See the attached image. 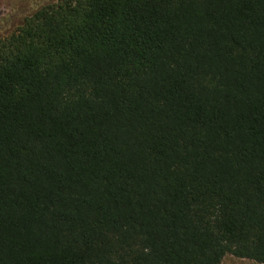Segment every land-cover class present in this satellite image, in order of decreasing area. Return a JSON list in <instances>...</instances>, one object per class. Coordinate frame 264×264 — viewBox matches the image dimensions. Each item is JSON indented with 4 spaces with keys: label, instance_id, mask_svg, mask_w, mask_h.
I'll list each match as a JSON object with an SVG mask.
<instances>
[{
    "label": "trees",
    "instance_id": "trees-1",
    "mask_svg": "<svg viewBox=\"0 0 264 264\" xmlns=\"http://www.w3.org/2000/svg\"><path fill=\"white\" fill-rule=\"evenodd\" d=\"M264 264V0H58L0 38V264Z\"/></svg>",
    "mask_w": 264,
    "mask_h": 264
},
{
    "label": "rangeland",
    "instance_id": "rangeland-1",
    "mask_svg": "<svg viewBox=\"0 0 264 264\" xmlns=\"http://www.w3.org/2000/svg\"><path fill=\"white\" fill-rule=\"evenodd\" d=\"M58 0H0V38L23 24L25 19L45 4ZM221 264H260L248 259L226 256Z\"/></svg>",
    "mask_w": 264,
    "mask_h": 264
}]
</instances>
